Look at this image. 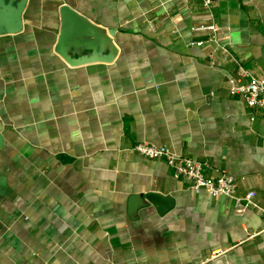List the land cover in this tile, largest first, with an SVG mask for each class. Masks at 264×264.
Here are the masks:
<instances>
[{"label":"crops","instance_id":"crops-1","mask_svg":"<svg viewBox=\"0 0 264 264\" xmlns=\"http://www.w3.org/2000/svg\"><path fill=\"white\" fill-rule=\"evenodd\" d=\"M63 4L115 29L112 59L78 27L65 48L83 55L57 49ZM211 13L219 42L264 77V0ZM210 18L202 0H0V264H264L257 209L134 150L168 146L264 206V119L231 95L236 63L195 30ZM149 192L170 201L131 208Z\"/></svg>","mask_w":264,"mask_h":264},{"label":"built area","instance_id":"built-area-1","mask_svg":"<svg viewBox=\"0 0 264 264\" xmlns=\"http://www.w3.org/2000/svg\"><path fill=\"white\" fill-rule=\"evenodd\" d=\"M203 8L210 12V20L200 26L195 27L197 31L209 32V40L215 41L221 53L237 65L235 77L231 80L230 93L233 96H239L244 99L246 104L255 111H259L264 119V77L254 75L245 68L230 48L219 42L218 26L213 19L211 10L217 0H202ZM211 65H215L214 55H210ZM252 114L254 120L256 113ZM134 150L139 154L152 159H164L166 163L173 168L174 175L181 177L189 183V187L194 191L204 190L209 196L224 195L232 198L239 210L248 207L257 209L264 217V206L256 200L255 191L251 190L243 195L238 193L239 185L236 177L224 173L220 176H211L207 174L205 163L186 156L174 154L168 146L154 145L147 142H139L134 146Z\"/></svg>","mask_w":264,"mask_h":264},{"label":"water","instance_id":"water-1","mask_svg":"<svg viewBox=\"0 0 264 264\" xmlns=\"http://www.w3.org/2000/svg\"><path fill=\"white\" fill-rule=\"evenodd\" d=\"M60 15L62 20V30L60 41L57 49L70 61L71 56L76 55L81 57L82 51L77 49V47L73 50H67V43L65 41L67 30L71 27H78L81 29L85 34L92 37L93 43L96 46H105L108 47L110 56L109 59H112L116 53V49H114L112 44L111 36L115 34V29H106L100 27L93 22H91L88 18H86L83 14L78 12L76 9L72 8L68 4H63L60 8ZM66 46V48H65ZM77 59V58H76ZM0 143H1V136H0ZM148 201L152 204H155L160 207L162 210L167 202L170 201L169 197L164 194L156 193V192H149L144 195L134 196L131 198V208L135 209L136 204H140L139 207H144L146 202Z\"/></svg>","mask_w":264,"mask_h":264}]
</instances>
